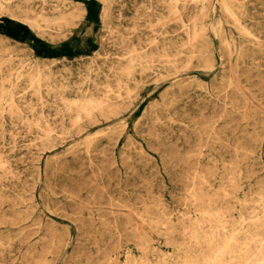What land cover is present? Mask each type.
<instances>
[{"label": "rangeland", "instance_id": "1", "mask_svg": "<svg viewBox=\"0 0 264 264\" xmlns=\"http://www.w3.org/2000/svg\"><path fill=\"white\" fill-rule=\"evenodd\" d=\"M175 1L0 0V264H264V0Z\"/></svg>", "mask_w": 264, "mask_h": 264}, {"label": "bare ground", "instance_id": "2", "mask_svg": "<svg viewBox=\"0 0 264 264\" xmlns=\"http://www.w3.org/2000/svg\"><path fill=\"white\" fill-rule=\"evenodd\" d=\"M171 1H175V0H171ZM161 2V1H160ZM176 2V1H175ZM192 2H194L193 0H192ZM235 3H236V1H235ZM202 4V3H201ZM223 4V3H222ZM184 8V7H183ZM201 8H202V6H201ZM186 9V8H185ZM202 10H204V8H202L201 9V11ZM212 10V9H211ZM238 12H239V10H238ZM167 13V12H166ZM175 13V12H174ZM227 13V12H226ZM200 14V13H199ZM202 14V13H201ZM204 14V13H203ZM170 16H172V14L170 15ZM200 16V15H199ZM59 17V16H58ZM201 17V16H200ZM230 17V16H229ZM61 18V17H60ZM190 17H188V19H189ZM208 18V17H207ZM161 19H162V17H161ZM175 19V18H174ZM201 19V18H200ZM52 20V19H51ZM137 20V19H136ZM195 20V19H194ZM155 21V20H154ZM171 21V20H170ZM180 20H178L177 22H179ZM192 21V20H191ZM233 21V20H232ZM28 22H29V20H28ZM186 22V21H185ZM194 22V21H193ZM197 22V21H196ZM161 23V22H160ZM182 23V22H181ZM179 24V23H178ZM155 25V24H154ZM163 25V24H162ZM187 25V24H186ZM190 25V24H189ZM156 26V25H155ZM193 26H195V25H193ZM242 27V26H241ZM198 28V27H197ZM201 28V27H200ZM199 28V29H200ZM203 28V27H202ZM234 28V27H233ZM190 29V28H189ZM241 29H243V28H241ZM189 31H191V30H189ZM192 31H193V29H192ZM212 31V30H211ZM244 31V30H243ZM184 32V31H183ZM187 32V31H186ZM245 33H246V31H244ZM185 33V32H184ZM228 33H230V32H228ZM190 34V33H189ZM116 35V34H115ZM188 36V35H187ZM186 36V37H187ZM135 37V36H134ZM189 37V36H188ZM187 37V38H188ZM197 38H198V36H197ZM134 39V38H133ZM138 39V38H137ZM193 39H194V37H193ZM195 39H196V36H195ZM135 41H136V39H135ZM187 41V40H186ZM220 41V40H219ZM188 42V41H187ZM226 42V41H225ZM195 43H196V41H195ZM199 43V42H198ZM227 43V42H226ZM142 44V43H141ZM167 44V43H166ZM184 44H185V42H184ZM224 44V43H223ZM189 45V44H188ZM200 45V44H199ZM160 46V45H159ZM226 46H227V44H226ZM225 46V47H226ZM192 47V46H191ZM185 48H188V46L187 47H185ZM197 48V47H196ZM182 49V48H181ZM191 49V48H190ZM198 49V48H197ZM223 49V48H222ZM179 50V49H178ZM185 50H187V49H185ZM193 50H195V48L193 49ZM143 53V52H142ZM192 53V52H191ZM222 53V52H221ZM144 54V53H143ZM222 54H224V53H222ZM131 55V54H130ZM179 55V54H178ZM226 55V54H225ZM249 55V54H248ZM252 55V54H251ZM129 56V55H128ZM177 56V55H176ZM191 56V55H190ZM185 57H187V55L185 56ZM192 57V56H191ZM37 58H40V59H44V58H46V56H44V57H39V56H37ZM184 58V57H183ZM188 58V57H187ZM177 59V58H176ZM228 59V58H227ZM165 60H168V59H165ZM171 60V59H170ZM179 60V59H178ZM184 60H185V58H184ZM186 60H188V59H186ZM229 60V59H228ZM162 62V61H161ZM135 63V62H134ZM164 63V62H163ZM229 63V62H228ZM127 64V63H126ZM164 64H166V63H164ZM167 65V64H166ZM186 65H187V63H186ZM128 66V65H127ZM130 66V65H129ZM184 66H185V64H184ZM112 67V66H111ZM234 67V66H233ZM173 68V67H172ZM220 68V67H219ZM124 70V69H123ZM243 71V70H242ZM165 72V71H164ZM220 72V71H219ZM246 72V71H245ZM153 73V72H152ZM39 71L38 70H30V71H28L27 72V76H28V79L29 80H31V81H37L38 80V77H39ZM232 74V73H231ZM230 74V75H231ZM144 76V75H143ZM258 76V75H257ZM263 82V81H262ZM226 83V82H225ZM236 83V82H235ZM264 83V82H263ZM115 84H117V83H115ZM117 86V85H116ZM252 86V85H251ZM125 88V87H124ZM2 89V88H1ZM126 89V88H125ZM229 90H231V89H229ZM242 92V91H241ZM45 93V92H44ZM48 95V94H47ZM107 95V94H106ZM261 95V94H260ZM77 96V95H76ZM244 97V96H243ZM260 98V97H259ZM257 99V98H256ZM121 100V99H120ZM90 102V101H89ZM236 102V101H235ZM249 102V101H248ZM251 102V101H250ZM249 102V103H250ZM76 103V102H75ZM75 103H73L72 102V104H75ZM97 103H98V101H97ZM68 104V103H67ZM92 104V103H91ZM222 104V103H221ZM251 104V103H250ZM14 106V105H13ZM254 105H252V107H253ZM80 107L82 108V109H86L87 107H86V105L85 104H80ZM256 108V107H255ZM94 109V108H93ZM16 110V109H15ZM69 111V110H68ZM220 111V110H219ZM75 112V111H74ZM88 113V112H87ZM235 113H236V111H235ZM82 114H84V113H82ZM86 114V113H85ZM237 114H238V112H237ZM89 115L90 114H88V117H89ZM236 115V114H235ZM240 115V114H239ZM85 116V115H84ZM98 116H99V114H98ZM237 116V115H236ZM250 116V115H249ZM42 117V116H41ZM100 117V116H99ZM108 117V116H107ZM106 117V118H107ZM239 117V116H238ZM241 117V116H240ZM43 118V117H42ZM76 118V117H75ZM80 117L78 116V119H79ZM104 118H105V116H104ZM237 118V117H236ZM251 118H253L252 116H251ZM60 119V118H59ZM202 119V118H201ZM217 119V118H216ZM240 119V118H239ZM51 120H52V118H51ZM80 120V119H79ZM205 120V119H204ZM9 121V120H8ZM73 121V120H72ZM212 121H214V120H212ZM244 121H245V119H244ZM243 121V122H244ZM17 122V121H16ZM98 122V121H97ZM198 122H201V120L200 121H198ZM230 122V121H229ZM11 123V122H10ZM73 123V122H72ZM72 123H70L71 125H72ZM231 123V122H230ZM251 123V122H250ZM45 124H47V123H45ZM78 124V123H77ZM107 124V123H106ZM47 125H49V124H47ZM241 125V124H240ZM70 126V125H69ZM222 126H223V124H222ZM225 126V125H224ZM227 128V127H226ZM241 128V127H240ZM262 128H263V126H262ZM69 129V128H68ZM78 129V128H77ZM216 129V128H215ZM29 130V129H28ZM202 130V129H201ZM208 130V129H207ZM210 130V129H209ZM208 130V131H209ZM229 130V129H228ZM227 130V131H228ZM237 130V129H236ZM240 130V129H239ZM253 130V129H252ZM254 131V130H253ZM24 132V131H23ZM44 132V131H43ZM61 132V131H60ZM191 132V131H190ZM194 132V131H193ZM45 133V132H44ZM195 133V132H194ZM193 133V134H194ZM237 133V132H236ZM252 133V132H251ZM198 135V134H197ZM197 135H195V136H197ZM252 135H253V133H252ZM255 135V134H254ZM156 136V135H155ZM254 137V136H253ZM23 138V137H22ZM156 139V138H155ZM231 139V138H230ZM182 140V139H181ZM202 140V139H201ZM255 140V139H254ZM231 141V140H230ZM252 141V140H251ZM11 142H13V141H11ZM210 142H212V141H210ZM216 143V142H215ZM224 143V142H223ZM31 144V143H30ZM201 144V143H200ZM205 144V143H204ZM226 144V143H225ZM162 145V144H161ZM173 145V144H172ZM232 145V144H231ZM174 146V145H173ZM222 146V145H221ZM195 148V147H194ZM223 148V147H222ZM174 149H175V146H174ZM193 149V148H192ZM196 149V148H195ZM233 150V149H232ZM239 150V149H238ZM13 151V150H12ZM11 151V152H12ZM234 151V150H233ZM243 151V150H242ZM191 154V153H190ZM214 154H215V152H214ZM184 155V154H183ZM182 155V156H183ZM231 156V155H230ZM176 157V156H175ZM197 157V156H196ZM263 157V156H262ZM193 158V157H192ZM213 158V157H212ZM195 159V158H194ZM1 160V159H0ZM88 160H89V158H88ZM185 160V159H184ZM6 161V160H5ZM205 161H207V160H205ZM1 162V161H0ZM177 162V161H176ZM67 163V162H66ZM2 165V164H1ZM6 165V164H5ZM4 165V166H5ZM194 166V165H193ZM201 166V165H200ZM203 166V165H202ZM228 166V165H227ZM231 166V165H230ZM1 167V166H0ZM21 167V166H20ZM222 167V166H221ZM193 168V167H192ZM7 171V170H6ZM208 171V170H207ZM92 172V171H91ZM188 172V171H187ZM204 172H205V170H204ZM225 172V171H224ZM192 173V172H191ZM190 173V174H191ZM231 173V172H230ZM249 173V172H248ZM82 174H83V172H82ZM194 174H196V173H194ZM177 175V174H176ZM187 175V174H186ZM206 175V174H205ZM210 176H211V174H209ZM188 176V175H187ZM199 176H201V175H199ZM237 176V175H236ZM52 177V176H51ZM184 177V176H183ZM195 177V176H194ZM204 177V176H203ZM227 177V176H226ZM231 177V176H230ZM190 178V177H189ZM225 178V177H224ZM201 179V178H200ZM233 179H234V176H233ZM237 179H239V178H237ZM183 180H185V179H183ZM182 180V181H183ZM199 180V179H198ZM197 180V181H198ZM203 180V179H202ZM227 180H229V179H227ZM91 181V180H90ZM196 181V180H195ZM226 181V180H225ZM230 181V180H229ZM186 182V181H185ZM201 182V181H200ZM200 182H198V183H200ZM231 183H232V181H230ZM130 183V182H129ZM187 183V182H186ZM66 184V183H65ZM64 184V185H65ZM72 184V183H71ZM92 184V183H91ZM204 184H206V183H204ZM69 185V184H68ZM93 185V184H92ZM145 185V184H144ZM186 185V184H185ZM202 186V185H201ZM208 186V185H207ZM233 186V185H232ZM198 188V187H197ZM196 188V189H197ZM209 188V187H208ZM207 188V189H208ZM192 189V188H191ZM229 189V188H228ZM259 189V188H258ZM78 190V189H77ZM61 191V190H60ZM214 191V190H213ZM106 192V191H105ZM148 193H149V191H147ZM198 192H200V191H198ZM197 192V193H198ZM220 192L223 194V192L220 190ZM263 192V191H262ZM193 193V192H192ZM212 193V192H211ZM234 193V192H233ZM248 193V192H247ZM106 194V193H105ZM225 194V193H224ZM224 194H223V196H224ZM195 195V194H194ZM227 195V194H226ZM228 196V195H227ZM256 196V195H255ZM157 197V196H156ZM191 197V196H190ZM216 197V196H215ZM202 198V197H201ZM229 198V197H228ZM7 199V198H6ZM234 199V198H233ZM259 199V198H258ZM189 200H190V198H189ZM194 200H196V199H194ZM56 201V200H55ZM60 201V200H59ZM147 201V200H146ZM192 201V200H191ZM198 201V200H197ZM194 203H195V201H193ZM192 202V203H193ZM199 202H201V201H199ZM117 203V202H116ZM147 203H148V201H147ZM191 203V204H192ZM202 203V202H201ZM207 203V202H206ZM212 203V202H211ZM210 203V204H211ZM249 203V202H248ZM189 204V203H188ZM250 204V203H249ZM193 205V204H192ZM201 205V204H200ZM206 205V204H205ZM242 205V204H241ZM262 205V204H261ZM194 206V205H193ZM202 206V205H201ZM207 206V205H206ZM212 206H213V203H212ZM246 206V205H245ZM160 207V206H159ZM199 207V206H198ZM203 207V206H202ZM227 207V206H226ZM195 208V207H194ZM207 208V207H206ZM242 208H244V207H241V209ZM102 209V208H101ZM112 210V209H111ZM151 210V209H150ZM199 210H200V208H199ZM15 211V210H14ZM187 211V210H186ZM251 211V210H250ZM249 211V213H251ZM252 211H254V210H252ZM111 212V211H110ZM144 212V211H143ZM158 212V211H157ZM93 213V212H92ZM102 213V212H101ZM119 213V212H118ZM153 213V212H152ZM182 213V212H181ZM219 213V212H218ZM226 213V212H225ZM246 213H247V211H246ZM255 213V212H254ZM180 214V213H179ZM183 214V213H182ZM200 215V214H199ZM210 215V214H209ZM221 215V214H220ZM254 215V214H253ZM256 215V214H255ZM29 216V214L27 215V217ZM114 216V215H113ZM145 216V215H144ZM160 216H162V217H164L163 215H160ZM181 216V215H180ZM187 216V215H186ZM189 216V215H188ZM248 216V215H247ZM153 217V216H152ZM185 217V216H184ZM7 218V217H6ZM140 218V217H139ZM169 218V217H168ZM190 218V217H189ZM215 218V217H214ZM218 218V217H217ZM251 218V217H250ZM8 219V218H7ZM187 219V218H186ZM261 219V218H260ZM147 220V219H146ZM211 220H213L214 221V219L213 218H211ZM230 220V219H229ZM241 220V219H240ZM264 220V219H263ZM102 221V220H101ZM114 221H115V219H114ZM195 221V220H194ZM231 221V220H230ZM255 221H257V220H255ZM200 222H202V220L200 221ZM50 223V222H49ZM95 223V222H94ZM106 223V222H105ZM181 223V222H180ZM197 223V222H196ZM207 223V222H206ZM215 223V222H214ZM251 223H253L252 221H251ZM107 224V223H106ZM147 224V223H146ZM173 224V223H172ZM189 224V223H188ZM212 224V223H211ZM210 224V225H211ZM256 224V223H255ZM50 225V224H49ZM80 225V224H79ZM167 225V224H166ZM207 225H208V223H207ZM206 225V226H207ZM257 225V227H258V225H260V226H262V223H257L256 224ZM156 226H159L158 224L156 225ZM155 226V227H156ZM169 226V225H168ZM167 226V227H168ZM179 226V225H178ZM181 226H183L182 224H181ZM194 226V225H193ZM200 226V225H199ZM203 227H204V225H202ZM212 226V225H211ZM232 226H234V225H232ZM231 226V227H232ZM237 226V225H236ZM253 226V225H252ZM84 227V226H83ZM110 227H111V225H110ZM164 227V226H163ZM184 227V226H183ZM182 227V228H183ZM247 227V226H246ZM248 227H249V225H248ZM247 227V228H248ZM124 228V227H123ZM180 228V227H179ZM191 228H195V227H191ZM251 228V227H250ZM259 228V227H258ZM150 229V228H149ZM156 229V228H155ZM157 229H158V227H157ZM156 229V230H157ZM202 229V228H201ZM207 229V228H206ZM262 229H264V227L262 228ZM93 230V229H92ZM208 230H210V229H207V232H208ZM217 230V229H216ZM249 230V229H248ZM251 230V229H250ZM118 231V230H117ZM141 231H142V228H141ZM153 231V230H152ZM176 231V233H177V230H175ZM175 231H174V233H175ZM211 231V230H210ZM243 231V230H242ZM254 231V230H253ZM145 232V231H144ZM173 232V231H172ZM182 232V231H181ZM202 232V231H201ZM205 232V231H204ZM155 233V232H154ZM153 233V234H154ZM161 233V232H160ZM162 233H164V231L162 232ZM165 233H167V231L165 232ZM200 233V232H199ZM215 234H216V231L214 232ZM254 233H256V232H254ZM262 233V232H261ZM264 233V232H263ZM140 234V233H139ZM157 234V233H156ZM178 234V233H177ZM176 234V235H177ZM228 234V233H227ZM237 234V233H236ZM248 234V233H247ZM253 234V233H252ZM252 234H250V235H252ZM87 235V234H86ZM119 235V234H118ZM159 235V234H158ZM169 235H170V232H169ZM178 235H180V234H178ZM201 235V234H200ZM230 236H231V234H229ZM245 235H246V233H245ZM249 235V234H248ZM249 235V236H250ZM254 235V234H253ZM90 236V235H89ZM100 236V235H99ZM140 236V235H139ZM148 236V235H147ZM166 236H168V235H166ZM187 236H188V234H187ZM215 237H216V235H214ZM238 236V235H237ZM118 237V236H117ZM116 237V238H117ZM171 237H173V235L171 236ZM183 237V236H182ZM182 237H180V239L182 238ZM199 237V236H198ZM247 237V236H246ZM258 237V236H257ZM125 238V237H124ZM137 238H138V236H137ZM144 238V237H143ZM164 238V237H163ZM166 238V237H165ZM164 238V239H165ZM200 238V237H199ZM210 238H211V236H210ZM229 238V237H228ZM236 238V237H235ZM251 238V237H250ZM250 238H248V240L250 239ZM259 238V237H258ZM92 239V238H91ZM110 239V238H109ZM183 239V238H182ZM198 239V238H197ZM203 239L205 240V238H202V241H203ZM214 239V238H213ZM218 240V238H215L214 240ZM240 239H242V237L240 238ZM247 239V238H246ZM254 239V238H253ZM260 239H262V238H260ZM94 240V239H93ZM147 240V239H146ZM171 240V239H170ZM188 240V239H187ZM193 240V239H192ZM211 240V239H210ZM251 240V239H250ZM249 240V241H250ZM263 240V239H262ZM115 241V240H114ZM137 242H138V239L136 240ZM144 241V240H143ZM213 240H211V242H212ZM234 241H235V239L234 238H230V239H226V240H224V241H222V243L218 246V247H210V251L209 252H207L206 254H204L203 255V257H202V259H200V261H198V262H194V263H190V262H192V260L190 259V260H187L186 261V263L187 264H219V261H220V259H222L223 257H228V258H232L234 255H233V253H232V251L234 250L233 248H234ZM52 242V241H51ZM167 242V241H166ZM165 242V243H166ZM109 243V242H108ZM108 243H107V245H108ZM115 243V242H114ZM119 243V242H118ZM124 243V242H123ZM157 243V242H156ZM170 244L171 243H173V242H169ZM168 243V245H170ZM188 243V242H187ZM197 243V242H196ZM204 243V242H203ZM213 243V242H212ZM246 243H249V242H246ZM257 243V242H256ZM57 244V243H56ZM92 244V243H91ZM110 244V243H109ZM112 244V243H111ZM110 244V245H111ZM150 244V243H149ZM206 244V243H205ZM215 244V243H214ZM238 244V243H237ZM122 245V244H121ZM144 245H145V243H144ZM172 245V244H171ZM174 245V244H173ZM172 245V246H173ZM193 245H194V243H193ZM211 245V244H210ZM46 246V245H45ZM51 246H52V244H51ZM97 246V245H96ZM174 246H177V244L176 245H174ZM187 246H189L188 244H187ZM197 246V245H196ZM216 246V245H215ZM239 246V245H238ZM41 247V246H40ZM99 247V246H98ZM178 247V246H177ZM208 247V246H207ZM244 247V246H243ZM109 248V247H108ZM136 248V247H135ZM139 248V247H138ZM141 248V247H140ZM190 248V247H189ZM209 248V247H208ZM245 248H247V247H245ZM255 248V247H254ZM54 249V248H53ZM103 249V248H102ZM110 249V248H109ZM109 249H107V250H109ZM115 249V248H114ZM142 249V248H141ZM248 249V248H247ZM256 249V248H255ZM136 250V249H135ZM140 250V249H139ZM236 250V249H235ZM258 250H259V255H260V257L261 258H263L264 257V242H261V243H258ZM142 251V250H141ZM146 251V250H145ZM157 251H159V250H157ZM242 251H244V250H242ZM91 252V251H90ZM101 252H103V251H101ZM105 252V251H104ZM152 252V251H151ZM189 252V251H188ZM240 252V251H239ZM252 252V251H251ZM256 252V251H255ZM51 253V252H50ZM142 253H143V251H142ZM148 253H150L149 251H148ZM159 253V252H158ZM175 253V252H174ZM181 254H182V252H181ZM189 254H193V253H189ZM250 255H251V253H249ZM257 254V255H258ZM89 255V254H88ZM96 255H97V253H96ZM107 255V254H106ZM150 255V254H149ZM173 255V254H172ZM236 255V254H235ZM256 254L254 253V256H255ZM90 256H92V255H90ZM103 256V255H102ZM128 256V255H127ZM143 256V255H142ZM176 256V255H175ZM237 256V255H236ZM253 256V255H252ZM96 257V256H95ZM141 257V256H140ZM145 257V256H144ZM160 257H161V255H160ZM259 257V258H260ZM165 258V257H164ZM167 258V257H166ZM252 258V257H251ZM254 258V257H253ZM257 258V257H256ZM92 259H93V257H92ZM136 259H139V258H136ZM247 259H248V254L246 253V252H244V253H240V254H238V256H237V261H238V264H248V261H247ZM258 259V258H257ZM131 260V259H130ZM234 260V259H233ZM232 260V261H233ZM251 260V259H250ZM253 260V259H252ZM262 260V259H261ZM75 261V260H74ZM106 261V260H105ZM160 261V260H159ZM231 261V262H232ZM258 261V260H257ZM256 261V262H257ZM92 262V261H91ZM228 262H230V261H228ZM256 262H254V263H256ZM262 262V261H261ZM106 263V262H105ZM148 263V262H147ZM160 263V262H159ZM163 263V262H162ZM174 263V262H173ZM232 263H234V262H232ZM251 263V262H250ZM257 263H259V262H257ZM89 264V263H88ZM142 264V263H141ZM154 264V263H153ZM164 264V263H163ZM166 264H169V263H166ZM183 264V263H182ZM235 264V263H234ZM237 264V263H236ZM252 264V263H251Z\"/></svg>", "mask_w": 264, "mask_h": 264}]
</instances>
